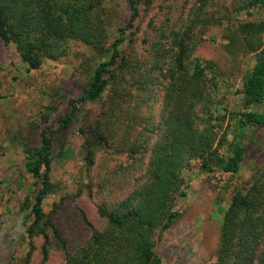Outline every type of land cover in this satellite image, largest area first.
I'll return each instance as SVG.
<instances>
[{
  "label": "trees",
  "instance_id": "trees-1",
  "mask_svg": "<svg viewBox=\"0 0 264 264\" xmlns=\"http://www.w3.org/2000/svg\"><path fill=\"white\" fill-rule=\"evenodd\" d=\"M213 1L126 0L128 16L110 42L106 0H0V42L14 44L28 70L44 60H75L81 46L96 58L86 86L60 95L33 125L36 139L23 145L35 182L20 208L29 251L19 264H34L37 251L43 263L60 254L63 264H163L158 240L181 216L176 207L194 165L230 177L250 169L248 180L231 187L214 264H264V159L252 161L264 139V112L256 110L264 104V20L216 18ZM261 8L264 0H231L228 11ZM143 11L149 21L134 37ZM225 24L223 50L232 61L257 56L238 92L240 111L224 103L234 89L230 76L195 56L199 31ZM100 102L95 117L86 111ZM76 130L85 138V187L102 222L78 246L57 226L61 206L44 208ZM250 131L260 136L245 143Z\"/></svg>",
  "mask_w": 264,
  "mask_h": 264
},
{
  "label": "rangeland",
  "instance_id": "rangeland-1",
  "mask_svg": "<svg viewBox=\"0 0 264 264\" xmlns=\"http://www.w3.org/2000/svg\"><path fill=\"white\" fill-rule=\"evenodd\" d=\"M106 8L110 42H113L118 28L128 16L127 2L106 0ZM229 8L231 0H214L209 9L220 19L231 17L233 21L245 22L264 20L262 8L232 15ZM148 21L147 13L143 11L137 21L134 37L144 31ZM226 26L199 31L201 44L195 56L215 61L230 76L234 89L224 103L231 111H240L243 108L242 96L238 92L243 88L244 77L256 64L257 56L245 55L234 63L223 50ZM78 50L80 56L75 60H44L39 70L30 71L14 44L0 42V146L3 152L0 158V264H7L11 256L16 259L13 264H19L29 251L28 245L23 243L25 229L20 208L24 198L34 190L35 180L25 171L23 145L29 138L36 139L32 134L33 125L43 113L51 112L52 105L58 103L60 95L75 96L80 88L86 86L96 58L85 46ZM103 102L88 104L86 111L95 117ZM256 110L264 112V104ZM253 136L254 132L250 131L245 136V143H250L260 134L255 138ZM84 141V135L79 130L71 134L67 152L69 159L52 175V182L57 186L56 194L44 204L47 213L56 205L61 206L57 226L70 244L76 246L88 241L93 228L102 227L97 215L98 200L90 198L85 187L90 182V173L85 166ZM260 144L262 148L253 150L252 161L255 164L259 159H264V139ZM185 177L189 184L187 197L180 199L176 207L181 216L171 229L160 236L157 252L163 264H214L220 244L223 211L228 208L231 187L248 180L251 171L247 168L239 177L220 173L208 175L200 173L199 166L194 165L185 173ZM84 217H87L89 225ZM55 255L50 262L43 263L37 251L34 264H63V257Z\"/></svg>",
  "mask_w": 264,
  "mask_h": 264
}]
</instances>
